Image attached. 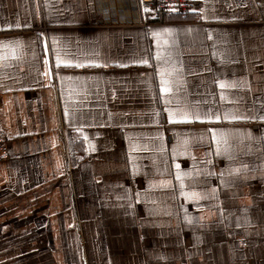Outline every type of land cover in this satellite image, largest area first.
<instances>
[{"label": "crops", "instance_id": "obj_1", "mask_svg": "<svg viewBox=\"0 0 264 264\" xmlns=\"http://www.w3.org/2000/svg\"><path fill=\"white\" fill-rule=\"evenodd\" d=\"M0 0V264H264V0Z\"/></svg>", "mask_w": 264, "mask_h": 264}, {"label": "built area", "instance_id": "obj_2", "mask_svg": "<svg viewBox=\"0 0 264 264\" xmlns=\"http://www.w3.org/2000/svg\"><path fill=\"white\" fill-rule=\"evenodd\" d=\"M200 3L195 0H141V7L145 12L155 15L163 21L166 16H186L198 9ZM8 140L0 133V163L9 160Z\"/></svg>", "mask_w": 264, "mask_h": 264}, {"label": "trees", "instance_id": "obj_3", "mask_svg": "<svg viewBox=\"0 0 264 264\" xmlns=\"http://www.w3.org/2000/svg\"><path fill=\"white\" fill-rule=\"evenodd\" d=\"M170 16H176V17H184V16H180V15H170ZM168 17V16H167Z\"/></svg>", "mask_w": 264, "mask_h": 264}, {"label": "rangeland", "instance_id": "obj_4", "mask_svg": "<svg viewBox=\"0 0 264 264\" xmlns=\"http://www.w3.org/2000/svg\"><path fill=\"white\" fill-rule=\"evenodd\" d=\"M167 17V16H166Z\"/></svg>", "mask_w": 264, "mask_h": 264}]
</instances>
